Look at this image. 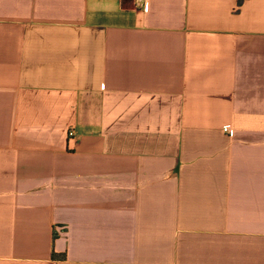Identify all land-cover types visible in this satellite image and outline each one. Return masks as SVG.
Wrapping results in <instances>:
<instances>
[{
    "label": "crops",
    "instance_id": "0c3cea01",
    "mask_svg": "<svg viewBox=\"0 0 264 264\" xmlns=\"http://www.w3.org/2000/svg\"><path fill=\"white\" fill-rule=\"evenodd\" d=\"M138 1L0 0V264H264V0Z\"/></svg>",
    "mask_w": 264,
    "mask_h": 264
},
{
    "label": "built area",
    "instance_id": "2783aa9c",
    "mask_svg": "<svg viewBox=\"0 0 264 264\" xmlns=\"http://www.w3.org/2000/svg\"><path fill=\"white\" fill-rule=\"evenodd\" d=\"M138 6L142 7L144 10H147V7H148V3L145 1V0H139L137 2ZM222 131L224 133H226L227 135H233V128L231 125H225L222 127ZM68 136L70 137V139L74 138L75 137V132L73 129H70L68 131Z\"/></svg>",
    "mask_w": 264,
    "mask_h": 264
},
{
    "label": "trees",
    "instance_id": "16d2710c",
    "mask_svg": "<svg viewBox=\"0 0 264 264\" xmlns=\"http://www.w3.org/2000/svg\"><path fill=\"white\" fill-rule=\"evenodd\" d=\"M239 5H241V3Z\"/></svg>",
    "mask_w": 264,
    "mask_h": 264
}]
</instances>
